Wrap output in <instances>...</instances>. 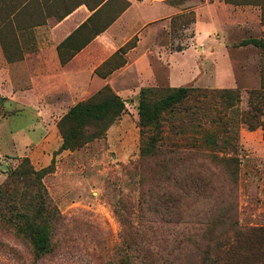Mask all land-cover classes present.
I'll return each mask as SVG.
<instances>
[{
	"label": "rangeland",
	"instance_id": "obj_1",
	"mask_svg": "<svg viewBox=\"0 0 264 264\" xmlns=\"http://www.w3.org/2000/svg\"><path fill=\"white\" fill-rule=\"evenodd\" d=\"M229 1L261 2V13L227 31L218 27L209 31L203 24H193L196 10L206 8L207 1L178 0L183 12L171 26L157 22L147 30L167 51L176 46L184 50L183 56L171 57L183 70L178 87L238 90L240 102L228 114L234 122L231 146L225 143L226 134L213 127L198 132L192 114L176 111L163 120L161 154L140 159L136 123L141 90L127 93L120 97L122 116L106 137L57 154L54 172L42 180L59 216L52 228L51 252L34 260L27 243L0 230V264H202L207 256L214 260L216 248L230 242L236 232L264 228V127L250 130L247 125L259 121L264 126V50L241 45L248 39L264 42V0ZM114 6L120 8L121 2ZM107 13L105 9L103 14ZM7 28L0 39L9 56L15 34ZM119 55L125 61V54ZM162 77L145 89L170 88ZM7 80L0 76V185L24 158L36 170L48 166L62 141L55 119L96 93L73 99L66 92L57 94L53 99L60 102L52 109L57 113L49 118L9 101ZM217 84L223 87H212ZM209 136L214 140L211 147L204 142ZM162 170L178 176L174 181L156 178ZM163 196L167 209L161 207L160 214L171 221L141 214L145 202Z\"/></svg>",
	"mask_w": 264,
	"mask_h": 264
},
{
	"label": "crops",
	"instance_id": "obj_2",
	"mask_svg": "<svg viewBox=\"0 0 264 264\" xmlns=\"http://www.w3.org/2000/svg\"><path fill=\"white\" fill-rule=\"evenodd\" d=\"M9 1L0 0V34L8 27L13 30L15 39L11 43L9 61L0 45V76L8 79L5 82L7 98L18 107L30 109V112L34 109L35 115L50 118L57 113L52 109L60 100L53 98L60 93L66 92L67 97L73 99L97 92L107 85L123 98L127 93L155 85L163 75L167 87L177 88L180 84L178 78L183 70L171 62V57L175 54L183 56L184 50L176 46L167 51L157 45L158 36L147 30L148 25L157 22H162L164 28L171 26L172 19L183 12L178 7V0H125L129 3L127 9L87 42L84 41L87 35L94 33L116 11L115 0L105 6L109 13L104 15V9L94 25L89 24L83 30L81 26L88 23L89 17L108 0L100 5V0ZM206 1V8L196 10L193 24H203L209 31L217 27L227 31L236 27L237 22H244L249 15L261 13L258 5ZM12 5L16 7L17 15L16 20L9 23L7 10ZM156 9L161 13L158 14ZM145 26L147 28L143 29ZM134 36L137 43L125 53V64L105 78L98 76L95 71ZM60 58L65 61L62 63ZM222 72L226 73L225 70Z\"/></svg>",
	"mask_w": 264,
	"mask_h": 264
},
{
	"label": "trees",
	"instance_id": "obj_3",
	"mask_svg": "<svg viewBox=\"0 0 264 264\" xmlns=\"http://www.w3.org/2000/svg\"><path fill=\"white\" fill-rule=\"evenodd\" d=\"M102 1L105 0H100L99 5ZM110 1L112 0H108L100 6L89 17L88 23L83 24L80 29L83 30V28L88 27L92 20L104 11L106 4ZM115 1L121 2L120 8L116 9L113 15L94 33L88 35L84 39L85 42L90 41L104 31L129 6V3L125 0ZM224 1L230 2L229 0ZM231 3L235 2L232 1ZM21 4L22 2L17 7H20ZM254 4L262 8L261 2ZM7 14L10 20L9 23L15 21L16 7L13 5L8 6ZM80 29L77 31L81 32ZM0 43L5 57L9 61L8 46L2 39H0ZM136 43L137 37L134 36L109 57L95 71L96 74L105 78L112 71L123 66L125 61L119 54H125L128 50L134 48ZM249 44L264 50L262 40L248 39L241 42V45ZM114 58H119V60L112 63ZM60 59L62 63L65 61L62 58ZM160 93L164 95L157 98L156 95ZM239 102L240 94L237 89L232 88L142 89L139 93L138 120L136 123L139 132V158H152L161 154L158 143L162 137L163 120L166 115L176 111L178 113L188 111L192 114L196 119L195 127L198 132L213 127L218 132L226 134L225 143L231 146L230 136L234 122L231 121L228 114ZM124 109L123 100L107 85L91 97L77 102L57 122L56 126L62 141L59 148L53 152L50 164L36 170L29 159L24 158L0 185V230L10 231L17 239L27 243L34 260L41 259L51 252L52 228L59 219L58 211L42 182L46 175L54 172L55 156L62 151H76L94 140L104 139L108 129L119 120ZM247 125L250 130L258 127L263 129L264 127L263 122L259 121L255 125ZM204 142L209 147L214 145V140L210 136ZM232 161L233 159L226 160L227 163ZM195 175L196 173L194 177ZM177 176L176 173L170 172L169 174L162 170L156 175V178L164 181H174ZM194 177L190 179H194ZM170 199L172 202L178 201L175 197ZM160 202L161 204H159ZM167 202L164 196L159 197L154 202L147 201L145 206L140 207V212L141 214H158L160 221L169 222L172 219L168 218L167 214H160L161 207L164 210L167 209ZM134 245L136 246V244ZM216 252L215 258L213 257L214 260H210V257L207 256L206 262L202 264H264V228H249L238 231L230 242H224V244L218 246ZM204 254L208 255V252L205 251ZM209 255L212 254L209 253ZM122 264H127V262H122Z\"/></svg>",
	"mask_w": 264,
	"mask_h": 264
}]
</instances>
